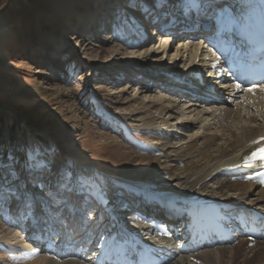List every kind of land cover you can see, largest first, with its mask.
Segmentation results:
<instances>
[{"label":"bare ground","instance_id":"6f19581e","mask_svg":"<svg viewBox=\"0 0 264 264\" xmlns=\"http://www.w3.org/2000/svg\"><path fill=\"white\" fill-rule=\"evenodd\" d=\"M83 1L92 7L64 38H81L77 56L84 51L92 62L108 53L128 58L118 60L124 63L118 81L126 82L108 88V94L115 99L120 119L143 130L160 153L144 175L160 173L156 182L170 191L146 193L138 182L117 179L121 170L98 173L92 163H84L86 153L66 157L57 145L46 161L33 138L31 149L18 137L14 146L4 145L6 138L0 142V162L8 165L9 154H14L17 179L7 184L2 168L0 185L7 189L19 184L31 195L0 196V264H264V176L259 175L264 161L247 162L264 149V86L233 90L226 75L220 78L222 61L206 39L183 33L216 15L218 34L235 44L243 14L253 26L264 22V0H224L222 8L218 4L211 10L218 0H164L160 7L144 0L151 10L141 8L140 16L131 13L136 23L128 48L115 43L123 36L107 26L112 7L121 2ZM153 13L168 22L153 20ZM95 24L102 28L92 37L112 43L110 48L82 37L81 30ZM145 62L154 63V70ZM64 77L56 72L46 89L64 103L68 120L82 121L79 129L84 130L91 119L73 90L59 82ZM110 145L130 163L135 160L130 146L118 139ZM32 159L41 166L37 175L46 178L42 193L24 182L31 176ZM121 190L130 196L116 198ZM121 199L126 202L123 208ZM54 201H60L56 209L50 205ZM63 210L68 212L60 214ZM238 234L251 235L247 237L253 241L233 246Z\"/></svg>","mask_w":264,"mask_h":264},{"label":"rangeland","instance_id":"374dc122","mask_svg":"<svg viewBox=\"0 0 264 264\" xmlns=\"http://www.w3.org/2000/svg\"><path fill=\"white\" fill-rule=\"evenodd\" d=\"M114 2H121L123 9L119 8L120 4L112 7L113 16L107 20V26L115 28L123 36V39L116 38L115 43L128 48L130 46L127 44L130 41L133 42L130 36L131 28L136 23L131 13L140 16L142 7L129 6V0ZM150 3L155 4L154 0H150ZM179 4L180 1H177L176 5ZM218 4H221L220 1L211 3L209 7ZM91 7L92 4L83 0L79 2L74 0H0V86L4 87L0 90V142L7 138L8 143L4 145L16 144L18 137L22 138L31 149L30 140L33 138L46 161L51 159L53 150L58 148L57 145L62 147V155L66 157L86 153L87 158L84 163H92L90 165H93L98 173L112 175L121 170L117 179L131 184L136 182L135 185L140 183L139 187L146 193H151V190L156 192V195L167 193L170 189L168 190L166 184L156 182L160 179V173L144 175L145 171L151 167L152 159L160 153L152 147L153 145H150L143 130L134 127L125 119H120L115 99L108 94V88L126 82L118 81L121 80L120 66L124 65L122 62L118 63V60H128V58L125 56L122 59L118 54L108 53L105 57L92 62L91 56L84 51L81 52V56H77L81 38L77 36H72L69 40L64 38V35L72 34L69 29L77 25L80 15H86ZM152 16L153 20L160 19V22H168L161 17V14L153 13ZM98 24H95L93 28H83L82 37L93 44L97 41L106 48H110L112 43L102 39L95 40L92 37L93 33L96 34L95 30L101 31L102 27ZM134 34L136 32L133 36ZM145 65L149 71L155 68L152 62H145ZM141 66L138 67L141 68ZM58 71L65 75V79L59 82L73 90L76 102L83 107L86 118L91 119L89 126L84 130L79 129L82 127V121L79 122L77 118L76 122L68 120L69 114L64 103L52 97L46 89ZM130 86L136 85L130 83ZM1 110H10V113ZM95 121L97 124L94 123ZM6 134L8 136H5ZM112 139H118L126 146H130L134 152L132 156L137 155L132 163L127 158L120 157L117 151L111 145L109 146ZM32 160L31 164L35 170L31 172L32 169L29 168V174L39 176L38 168L41 166L37 164V160ZM22 163L27 164L26 160ZM41 163L43 164L42 161L40 165ZM68 167H70L69 164L64 165L65 169ZM4 168L3 177L8 173L7 165ZM48 170H54V167ZM169 175L171 174L162 178H167ZM31 176H25L27 177L24 180L25 185ZM7 178V184H9L17 179L16 173ZM34 187L37 193H42L41 188L33 185L32 188ZM115 196L126 198L130 195L121 190ZM254 196V193L248 195V197ZM33 198L38 199L39 196L34 195ZM54 202V205L50 204L53 208L60 201ZM137 205L135 206L140 210L149 212ZM66 212L68 211L63 210L60 214ZM122 216L121 214L120 217ZM124 221L123 218L122 222ZM247 236L251 235H234L233 246H239L242 241H253ZM65 248L70 247L66 245Z\"/></svg>","mask_w":264,"mask_h":264},{"label":"snow or ice","instance_id":"6c2138e0","mask_svg":"<svg viewBox=\"0 0 264 264\" xmlns=\"http://www.w3.org/2000/svg\"><path fill=\"white\" fill-rule=\"evenodd\" d=\"M164 2V0H154L155 6L156 7H160L162 5V3ZM129 6L131 7H137L140 6L148 11H150L151 9L148 8V6L144 3V0H129ZM165 43H167V41H165ZM38 149H34V151H37ZM249 159L251 160H262L264 161V149H261L260 152L258 153H254L252 157H250ZM9 163L7 165L8 168V173L7 176L8 177H12L15 172V156L14 154H9L8 157ZM5 165L0 162V169L4 168ZM259 175L264 176V173H260ZM29 183L33 184L36 187H39L41 189H43L45 187V179L43 176H31ZM46 195H48V193H45ZM31 195V193L26 191L25 187H22L19 184H13L9 187H7V189H5L4 185H0V196H13V197H26Z\"/></svg>","mask_w":264,"mask_h":264}]
</instances>
